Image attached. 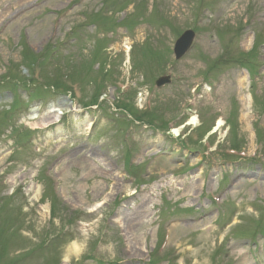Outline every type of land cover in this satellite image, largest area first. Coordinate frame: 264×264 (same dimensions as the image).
Listing matches in <instances>:
<instances>
[{"label":"rangeland","instance_id":"rangeland-1","mask_svg":"<svg viewBox=\"0 0 264 264\" xmlns=\"http://www.w3.org/2000/svg\"><path fill=\"white\" fill-rule=\"evenodd\" d=\"M74 240L264 264V0H0V264Z\"/></svg>","mask_w":264,"mask_h":264},{"label":"water","instance_id":"water-1","mask_svg":"<svg viewBox=\"0 0 264 264\" xmlns=\"http://www.w3.org/2000/svg\"><path fill=\"white\" fill-rule=\"evenodd\" d=\"M195 33L192 30L185 31L175 42L174 53L177 59L181 58L191 47ZM164 81H168L163 79ZM162 79L158 80V84H161Z\"/></svg>","mask_w":264,"mask_h":264},{"label":"clouds","instance_id":"clouds-1","mask_svg":"<svg viewBox=\"0 0 264 264\" xmlns=\"http://www.w3.org/2000/svg\"><path fill=\"white\" fill-rule=\"evenodd\" d=\"M112 247V245H110ZM71 249V250H69ZM87 251V242L85 240H74L70 245L65 247V254L61 257L62 264L66 260L79 259Z\"/></svg>","mask_w":264,"mask_h":264},{"label":"bare ground","instance_id":"bare-ground-1","mask_svg":"<svg viewBox=\"0 0 264 264\" xmlns=\"http://www.w3.org/2000/svg\"><path fill=\"white\" fill-rule=\"evenodd\" d=\"M36 116H32V118L31 119H34ZM56 118H54L55 120H58L60 117H59V113L55 116ZM53 119V120H54ZM195 120V118H193L191 121H190V123H193V121ZM51 122H53V121H51ZM49 123V122H48ZM47 126V125H46ZM217 126H220V122L218 123V125ZM86 127H87V129H90L91 128V125H90V123H88V124H86ZM174 133L176 134V135H179V133H180V129H175L174 130Z\"/></svg>","mask_w":264,"mask_h":264}]
</instances>
